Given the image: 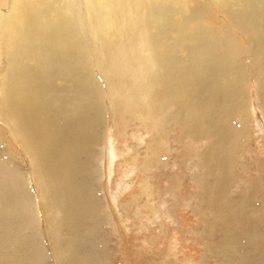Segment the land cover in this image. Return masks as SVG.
<instances>
[{"label": "rangeland", "instance_id": "374dc122", "mask_svg": "<svg viewBox=\"0 0 264 264\" xmlns=\"http://www.w3.org/2000/svg\"><path fill=\"white\" fill-rule=\"evenodd\" d=\"M78 2L81 9L84 8L85 1L78 0ZM195 2L196 7L202 10L201 15L209 26L214 28L228 26L231 15L228 16L229 13L224 7H219L214 0H196ZM14 5H16L15 0H0V181L8 182L9 180L13 186H18L17 191L20 192L23 189L28 194L29 214L33 217L34 232L38 235L40 245L48 257V264H71L70 262L87 264L91 255L97 258L94 264H264V104L263 100L261 101L264 91L260 93L259 84L251 75L249 68L251 57L242 52L247 42L239 30H244V27L239 30L236 26V28H224L232 36L235 35L231 51L235 53V49H240L242 52H238L236 61L242 66L241 68L238 65L242 73H245V78L240 76L235 78L237 90L233 91L238 95H234L236 98L233 99V103L239 105L240 110L231 117L230 107L228 108L230 111H226L227 116L222 114L220 116L222 126L232 123L236 129L243 127L244 130L240 139L242 150L234 156L227 170L216 166L217 161H221L219 153L212 155L208 151L209 145L215 143L213 138L202 136L204 133V135L208 134V129L205 126L201 127L202 124L196 121L195 124L198 127L192 124L185 125L186 119L192 121L193 118L177 117L173 113V110L182 106V102L179 103L183 98V96L180 97L182 90L177 91L175 96V109L164 110V105L161 104L163 101L154 99L156 112L151 114L150 118L140 115L139 110L135 108L125 109V107L123 108L127 110L125 112L119 102H116L118 108L116 105L114 108L108 84L95 69L91 75L94 82L84 90L82 95L80 94L76 102L78 108L74 107L72 96L66 90L64 95L70 101L66 107L76 108L75 114L82 109L83 105L86 106V102H89L86 95L90 88L99 87L102 94V99H98L101 102L100 116L92 121L91 128L82 131L87 132L85 138L92 144L86 159L82 153L79 155L75 152L76 156L82 157L80 161L90 160L89 166L83 167L84 176H92V179L90 177L91 191L96 200L92 219L88 224V229L92 227L90 229L93 230L87 233L91 239L82 238L91 242L86 245L84 242V246L78 248L77 243L75 246L71 244V239L78 234L75 235V230L69 229L68 225L65 227L63 223L65 215L58 211L53 215L56 225L54 231L57 232L55 236L58 234L60 239H64L62 243H59L57 237L49 236L47 225L50 217L45 216L43 212L46 203L41 197L44 193L45 197L53 199L51 190L53 187L48 185L47 173L43 174L40 160L44 158L47 161L48 157L51 158V153L57 150L56 147H48L49 151L46 155L36 149L38 152L30 156L23 148L24 136H18L14 132L10 123L12 117L8 115V112L3 111L1 91L3 85L1 84L8 68L6 56L9 52L7 53V46L5 47L3 40L5 37L1 22L10 14ZM118 28L125 29L123 25ZM83 37L88 42L94 40L87 32ZM183 78L188 80L187 76ZM138 91L141 95L140 88ZM209 102L205 103L209 105ZM120 106L121 110H118ZM145 106L148 112L153 109ZM88 108L89 111H93L90 107ZM157 112L161 114L154 121L152 118ZM226 117L227 119L231 117V123L226 121ZM195 120H197L196 117ZM97 123L100 124L101 131L104 129V134L102 139L101 132L100 141L94 144L93 126ZM221 128H223L221 133L228 138H230L229 134L236 135L231 128L220 126ZM203 129L205 130L202 133ZM228 130L230 133L227 132ZM30 131L33 133L32 129L28 128L27 132ZM209 133L214 134L213 130ZM217 139L220 149L218 135L215 140ZM59 149L58 153L54 154V158L64 159L66 157L64 149ZM98 153L102 154L100 159L95 158ZM71 154L74 156L73 151ZM42 162L45 161L42 160ZM64 163L57 162L56 166L60 168L58 171L50 167L49 169L59 175L60 170L65 167V173H67L69 163H66V166ZM237 172L240 174L239 177L233 181L227 191L225 190L229 200H238L240 203L237 215L242 221L239 226L232 229V222L228 219L220 224L215 220L218 217L214 215V212L220 202L216 198V192L204 191V182L220 179L226 185ZM37 173L40 183L36 178ZM11 175L12 178H10ZM254 181H257L256 186L253 184ZM41 183H45L43 187L46 192ZM3 196H0V215L4 220L1 218L0 220H3L4 224L0 225V230H5L4 228L11 224L12 230L24 231L25 228L27 231L28 228L24 226L23 219L17 220L15 217L16 211L13 213L11 209L4 208L8 199L6 195ZM215 199L217 201H213L215 209H209L207 201ZM91 202L95 204L94 201L91 200ZM65 208L73 210L70 208V203L64 206ZM223 211L226 218L231 216L227 208ZM11 216L14 218L11 219ZM66 222H69L68 218ZM12 230L9 229L14 234ZM53 240L62 246L66 244V248L63 247L65 250H58ZM6 245H4L5 251L10 249ZM5 251H3L4 254ZM82 252L85 253V259ZM96 258L91 257L92 260Z\"/></svg>", "mask_w": 264, "mask_h": 264}, {"label": "bare ground", "instance_id": "6f19581e", "mask_svg": "<svg viewBox=\"0 0 264 264\" xmlns=\"http://www.w3.org/2000/svg\"><path fill=\"white\" fill-rule=\"evenodd\" d=\"M84 1L85 6L81 9L78 0H15L16 5L1 22L5 37L3 40L6 44L5 47L7 46L6 51L9 52L6 56L8 68L1 84L3 85L1 89L3 111L5 110L12 117L10 123L14 132L18 136H24L23 148L30 156H34L38 152L36 149L46 155L50 147H56L57 150L51 153V156L49 155L51 158L47 156L50 169L52 168L54 171L60 169L59 166H56L59 158H54V154L58 153L59 148V150L64 149L66 154V157L62 158L65 162L64 165L68 163L66 160H73L71 151L77 152L79 155L82 153L86 159L91 142L87 139L81 141L80 137L81 132L91 128L92 121L100 116L97 113L99 109L101 110V102L98 99H102L99 87L88 90L86 96L89 102H86V106L83 105L82 107V109L90 107L93 110L91 114L84 118L82 114V118L78 121H73L68 117L76 115L74 112L77 111L76 104L78 103L76 102L79 100L80 94L82 95L84 90L93 84L94 81L91 76L93 69L97 70L107 82L110 99H112L111 102L114 107L116 102H119L123 108H135L139 110V113H145L143 115L149 116V118L152 117L151 114L156 112L154 99L158 98V100L163 101L161 103L163 105L168 103L170 99L174 103L177 91L180 92L181 90L180 97L183 96V98L179 103L188 104L192 110L197 108L198 111L201 110L202 114L214 109L216 103H223L224 105L233 103V99L238 96L237 93L234 94L233 92L237 90L235 78H243L244 75V72L241 71L242 67L239 68V62L236 61L237 55L242 52L251 57L249 64L251 75L258 82L259 86H257L260 93L264 91V0H214L219 7H224L229 13L228 16L231 15L228 26L225 25L226 28L236 26L239 30L244 27V30L239 31L243 33L247 46L242 52L240 49H235V53L231 51L235 35L232 36L223 26L214 28L205 23L201 15L202 10L196 7V0ZM120 25H123L125 29L119 30ZM170 29L171 31H169ZM122 30L125 32L122 33ZM85 32L90 33L94 40L89 42L84 40ZM76 34L81 36L80 43L75 36ZM164 34L170 35V37ZM201 37L203 38L201 39ZM150 45L155 46L156 50L150 51L148 49ZM172 46L175 50L169 54L168 50H172ZM68 47L76 50V53L67 60V62L72 63L74 69H68V66L64 70H60L59 60H56L58 58L55 55L52 56V53L57 49ZM217 49L224 52L217 55L215 54ZM129 58L133 60L129 62ZM188 60L190 62L188 66H180L183 62L188 64ZM23 61L28 65L24 64ZM234 62H238V64L234 65ZM29 65L30 67H28ZM154 65H159V69L154 68ZM212 65H218L220 70L216 72L211 68L209 69L208 66ZM176 67L181 69L177 68V70ZM228 67H230L229 71L225 72ZM75 69L77 70L75 71ZM242 70L244 71V68ZM184 76H187L188 80H185ZM202 80L208 84L202 85ZM139 81L142 83L145 81L147 86L143 89V93L141 92L142 95L134 97L131 95V92L134 94L133 91H135L132 85L140 84ZM124 84L130 86L126 85L128 86L126 87ZM157 86L158 91L155 90ZM187 88L189 91L186 90ZM66 90L70 92L71 100L76 108L66 107L70 104L64 95ZM126 93L128 94L126 95ZM261 97L264 104V95ZM207 100L210 101L209 105L205 103ZM62 104H64L63 109ZM145 105L148 106L147 108L153 109L149 108L150 112H148L149 110L144 108ZM227 107L230 108V106ZM198 111H195L194 117L200 112ZM222 115L227 116L226 111ZM217 118L221 120L220 116L214 118L212 116L202 125L209 132L213 130V133L218 135L220 138L219 147L222 149L224 142L229 138L221 133L223 132V128L220 129L222 121L219 122ZM28 128L32 129L33 133L31 131L28 133ZM74 133L78 134L77 138ZM216 141L218 142V139ZM80 159L82 157L79 158L78 164L88 162L85 159L82 162ZM81 166L77 169L74 167V169L83 175L85 170ZM64 168L59 175H56L57 181L48 182V180L47 182L53 188L65 187V195L73 199L70 202L67 201L66 196L57 199L53 193V199H51L48 196L45 197L46 195L44 196L43 193L41 198L46 203L43 212L46 214L45 216L50 217L47 225L49 226L50 237L57 233L54 231L56 225L53 215L57 211L62 212L66 217L63 219L65 227L68 225L69 229L75 230V235L78 234V237L74 236L71 239V244L75 246L77 243L78 248H80V246H84V242L85 245L91 242V240L85 241L83 239L86 237L91 239L87 233L93 232L92 227L88 229L92 216L88 217L87 220L81 218L83 223L81 226L79 224L78 227L70 226L71 224L66 222L67 218L70 219V213L67 212L66 208L64 209V206L70 203V208L74 210L77 202L73 197L75 188L70 186L71 181L68 179L69 175L72 174L71 172L74 173V171L65 173L66 169L64 170ZM46 176L48 177L47 174ZM90 177L92 179L91 175ZM36 178L37 180L40 178L38 173ZM42 179H44L43 176ZM4 181H0V196L6 195L8 199L4 208L11 209L13 213L16 211L15 217L17 220L23 219L28 232L24 227L21 228H24L25 234L23 230H12L11 224L7 228L3 226L5 230H0V264H12L9 260L13 249L19 264H48V257L40 245L38 235L34 232L33 217L29 214L30 199L28 194L23 189L20 192L17 191L18 186H13L9 180L8 182ZM41 184L43 187L45 183ZM227 189L225 190L227 191ZM6 209L4 210L6 211ZM32 211L31 213H33ZM2 217L0 215L1 219H3ZM13 218L14 216H11V219ZM3 220H0V225L4 224ZM8 237L13 238L14 241L7 240ZM55 237L59 243L64 240L63 238L61 240L58 234ZM53 243L58 247V250L63 249L66 245H59L54 240ZM3 244L10 249L5 251ZM3 251L6 253L4 254ZM82 254L85 253L82 252ZM59 257L62 256L59 255ZM84 257L86 258L85 255ZM91 257L92 259L96 258L91 255L89 263L86 259L87 264L97 262V258L92 260ZM70 263L74 264L75 262ZM78 263L80 264V262Z\"/></svg>", "mask_w": 264, "mask_h": 264}, {"label": "water", "instance_id": "95a60500", "mask_svg": "<svg viewBox=\"0 0 264 264\" xmlns=\"http://www.w3.org/2000/svg\"><path fill=\"white\" fill-rule=\"evenodd\" d=\"M192 14H193V12H191ZM191 13L189 14L190 16H191ZM194 15V14H193ZM115 16H117V15H115ZM119 17V16H118ZM117 18V17H116ZM187 18V17H186ZM117 20V19H116ZM169 31H171V29L169 30ZM122 33L123 32H125V30L123 31H121ZM167 34V33H166ZM166 34H164V35H166ZM77 38H78V42L80 43L81 42V36L80 35H78V34H76L75 35ZM166 36H168V37H170V35H166ZM148 38H150V36L148 35ZM203 37H201V39H202ZM187 45V44H186ZM187 48H189V46H186ZM71 48V47H70ZM148 49L150 50V51H154V50H156V47L155 46H153V45H150L149 47H148ZM175 49H172V50H168V53L169 54H171V53H173V51H174ZM222 52H224V51H222L221 49H217L216 51H215V54H217V55H219V54H222ZM74 53H76V50L75 49H73V48H71V49H69V47L68 48H60V49H57V51H54L53 53H52V56L53 55H55L58 59H56V60H59V64L61 65L60 66V70H64V68H67L68 66H69V68L68 69H74L73 68V65H72V63H70V62H67V60H68V58H70ZM133 54H135L134 52H133ZM133 58V57H132ZM131 58V59H132ZM54 59H55V57H54ZM133 60V59H132ZM132 60H130V58H129V62H131ZM188 62H189V60H188ZM202 62H205V61H202ZM23 63L24 64H27L25 61H23ZM190 64V62L188 63V64H185L184 62L183 63H181V65L183 66V67H186V66H188ZM28 65V64H27ZM234 65H237V63L236 62H234ZM239 66H241L240 64H238ZM159 65H154L153 67L154 68H157V69H159V67H158ZM204 66H205V64H204ZM28 67H30V65L28 66ZM235 67H237V66H235ZM242 67V66H241ZM208 68L210 69H213V70H215L216 72H218L220 69H219V67H218V65H212V66H208ZM54 69H56V68H54ZM172 70H173V68H171ZM229 69H230V67H228L227 69H226V71L225 72H228L229 71ZM77 69H75V71H76ZM172 70H169V72H172ZM243 77L245 78V73H244V75H243ZM138 83H140V84H136L135 86L134 85H132L133 86V88H135L134 90L135 91H133L134 92V94L131 92V95L132 96H134V97H139V91H138V88H140L141 89V91H142V93H143V89L147 86L146 85V82L144 81V83H142V82H138ZM201 83H202V85H205V84H208L207 82H205V81H201ZM125 86L126 85H128V84H124ZM124 86V87H125ZM128 86H130V85H128ZM128 86H126V87H128ZM158 88V87H157ZM189 88V87H188ZM188 88L186 89V90H188ZM244 89V88H243ZM156 90H158V89H156ZM172 90V89H171ZM170 90V91H171ZM245 90V89H244ZM131 91V90H130ZM142 93H141V95H142ZM221 95V94H220ZM205 97V96H204ZM203 97V98H204ZM126 99V98H125ZM205 99V98H204ZM207 102V101H206ZM216 103V102H215ZM65 104V103H64ZM63 104V105H64ZM223 104V103H222ZM222 104H218V103H216V105L213 107L214 109H212L211 111H209V112H207V111H205V112H203V114L201 113V110H199L198 111V109L197 108H195L194 110H192V108L191 107H189L188 106V104H183L181 107H179V108H174V103L172 102V99H170V101H168V103H166L165 105H164V110L166 109V108H170V109H175V110H173L174 112L173 113H175V116H177V117H183V116H185V117H191V118H193L194 120H188V119H186L185 120V122H184V124L186 125H189V124H192V126H196V124H195V117L198 119L196 122L197 123H200V124H202L204 121L205 122H207V120H210V118H212V116H213V118L214 117H217V116H221L220 114H223L224 113V111H230L229 109H227V108H229V107H227V106H230L231 108V113L229 114L231 117H232V115H234V114H236V113H238V110H240V107H239V105H237V104H235V103H229V105H222ZM122 105V104H121ZM221 105V106H220ZM226 106V107H225ZM117 107V106H116ZM116 107H114V108H116ZM121 108V107H120ZM125 108V107H124ZM122 109H123V107H122ZM225 109V110H224ZM118 110H121V109H118ZM125 111V110H124ZM195 111H198L199 113H197V115H195V117H193L192 115L193 114H196V112ZM126 112V111H125ZM194 112V113H193ZM97 113H98V116L100 115L99 114V111H97ZM77 115H74V116H71V117H68L69 119H73V121L74 120H80L81 118H82V116H81V114H83V118L84 117H86L87 115H89V114H91V110L89 111V108H84V109H82V110H80V111H78L77 113H76ZM140 115L142 114V113H139ZM161 113H158L157 112V114H156V116L154 117V118H152L154 121H156L157 119H158V116L160 115ZM143 115V114H142ZM209 115V116H208ZM231 117L230 118H228V119H226V121L227 122H230L231 123ZM218 119V118H217ZM182 120H183V118H182ZM219 120V119H218ZM219 122H221V120H219ZM224 122V121H223ZM207 124V123H206ZM202 126H204V125H202ZM224 126V128H226V127H228V128H231V130H233L235 133H236V135L234 136V135H231L230 134V138L227 140V141H225L224 142V144H223V147H222V149H219L218 148V143H217V141L215 140L216 139V136H214V135H216V133L214 134V135H212V134H210L209 133V131H208V134L207 135H202V136H205V137H211V138H213V142H215V143H211L210 145H209V148H208V151L210 152V154H212V155H214V154H218L219 156H220V159H221V161L220 160H218L217 162V165L216 166H219L221 169H228L229 168V166H230V162L233 160V158H234V156L236 155V154H238L241 150H242V146L240 145V139H241V136L243 135V132H244V130H243V127L242 128H240V129H236L235 127H233V125H232V123H231V125H229V124H224L223 125ZM222 126V127H223ZM226 126V127H225ZM196 127H198V126H196ZM65 128V127H64ZM234 128V129H233ZM66 129V128H65ZM204 130L205 129H203V131H201L202 133L204 132ZM236 130V131H235ZM65 131V130H64ZM200 131V130H199ZM230 130H228L227 132H229ZM102 132V133H101ZM100 133L102 134V139H103V134H104V129H103V131H101V126H100V124L99 123H97L95 126H93V135H94V144H96L97 142H99L100 141V139L101 138H99V136H100ZM230 133V132H229ZM75 135H77L76 136V138L78 137V134L77 133H74V136ZM84 136H86L87 137V132H81V137H80V139H81V141H82V139L84 140V139H87V138H83ZM213 136V137H212ZM78 140H79V138H78ZM77 139H76V141H78ZM80 143V142H79ZM61 146V145H60ZM218 152V153H217ZM100 155H102L101 153H98V155H96L95 156V158L97 159H100ZM79 156H76L75 155V152H74V156L72 157V159L73 160H71V161H66V162H68L69 164L67 165V164H65V165H67V168L69 169V171H74V173L73 172H71L72 174L71 175H69V178L68 179H70V181H71V183H70V186H72V188H75V194L73 195L74 197H76L75 199H76V202H77V205H76V207L74 208V210H68L67 212H69L70 213V219H69V225L70 226H73L74 225V227L75 226H79V224H80V226H81V223H83V221L81 220V218L82 219H88V217H90V216H92V214H93V211H94V209H95V205H96V200H95V197H93V193H92V191H91V179H90V177H87V176H84V174L82 175V173L81 172H79L78 170H76L75 171V169H74V167L77 169L80 165L78 164V161H79ZM94 158V159H95ZM42 160H44L45 162H42ZM42 160H40L41 161V166H42V169H43V171L45 172V173H47V175H48V180H50L51 182L52 181H57V176H56V174L54 173V172H52L50 169H49V167H51L49 164H48V162L43 158ZM60 161V163L62 164V162H63V160L62 159H57V162H59ZM71 164H72V166H71ZM89 164H90V162L88 161V162H84L83 164H82V166L83 167H85V166H89ZM219 164V165H218ZM70 166V167H69ZM81 166V167H82ZM90 167H91V165H90ZM74 169V170H73ZM89 169V168H88ZM64 170H65V168H64ZM61 171V170H60ZM62 173V172H61ZM84 173H85V171H84ZM88 173V171L86 170V174ZM239 172H237L236 174H235V176L233 175L232 176V178L227 182V184L226 185H224L222 182H221V180L220 179H217V180H215V181H211V182H209V181H205L204 182V191L205 192H211V191H214V192H216V198L218 199V202H220V205H219V207L218 208H214L213 206H214V202H217L216 201V199L215 200H210V201H207V206L209 207V209H211V208H214L215 209V212H214V215L215 216H217L218 217V219H215V220H217L218 222H219V224L220 223H222V222H224V221H226V219H228L230 222H232V226H233V228L232 229H234L235 228V226H239L240 225V223H241V219L238 217V210H239V201L237 200H234V201H231V200H229V198L226 196V191H225V189H227V188H229L230 187V185L233 183V181H235V179H237V177H239ZM67 179V178H66ZM233 179V180H232ZM50 181H48V182H50ZM74 184V185H73ZM211 184V185H210ZM253 184H254V186H256V184H257V181H254L253 182ZM80 187V188H79ZM53 190H52V193H53V195L54 196H56V198L57 199H60L61 197H64L65 198V194H66V188L65 187H62L61 189H59V187L57 188H52ZM58 189H59V192H58ZM211 190V191H210ZM63 191H64V193H63ZM63 195V196H62ZM68 197V196H67ZM92 198V199H91ZM67 199V201L68 202H70V200H72V199H70V197L69 198H66ZM91 200L92 201H94V203L95 204H93V202H91ZM214 201V202H213ZM62 207V206H61ZM224 208H227L228 210H230V212H231V216L229 215L227 218L225 217V215H224V211H223V209ZM62 209V208H61ZM67 209V208H66ZM62 211V210H61ZM75 212V213H74ZM25 216H27L26 214H24ZM28 217V216H27ZM73 217V218H72ZM232 229H230V230H232ZM13 238H15L14 236H13ZM11 239L10 237H8L7 238V240H9V239H11L12 241H14V239ZM10 243H12L11 241H10ZM11 256H10V260H9V262H11L12 264H19V260H18V257H15V252H14V249L12 250V253L10 254ZM36 259V258H35Z\"/></svg>", "mask_w": 264, "mask_h": 264}]
</instances>
